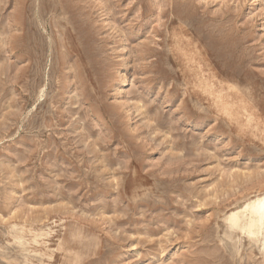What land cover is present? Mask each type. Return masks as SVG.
I'll return each instance as SVG.
<instances>
[{"label":"rangeland","instance_id":"obj_1","mask_svg":"<svg viewBox=\"0 0 264 264\" xmlns=\"http://www.w3.org/2000/svg\"><path fill=\"white\" fill-rule=\"evenodd\" d=\"M259 196L264 0H0V264H264Z\"/></svg>","mask_w":264,"mask_h":264},{"label":"bare ground","instance_id":"obj_2","mask_svg":"<svg viewBox=\"0 0 264 264\" xmlns=\"http://www.w3.org/2000/svg\"><path fill=\"white\" fill-rule=\"evenodd\" d=\"M241 215L243 216V219L245 217L244 222H242ZM228 221L232 226L231 228L240 229L244 231L249 238H259L261 236L260 238H262L264 242V196L256 197L254 200H251L250 202L246 203L240 211L231 213L228 217ZM41 256L43 257V255Z\"/></svg>","mask_w":264,"mask_h":264}]
</instances>
